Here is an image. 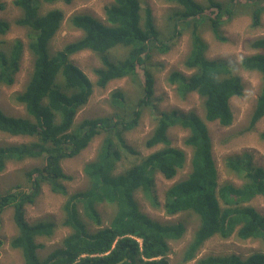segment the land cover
Wrapping results in <instances>:
<instances>
[{"label":"trees","instance_id":"16d2710c","mask_svg":"<svg viewBox=\"0 0 264 264\" xmlns=\"http://www.w3.org/2000/svg\"><path fill=\"white\" fill-rule=\"evenodd\" d=\"M72 1H13L22 11L16 25L29 31L28 50L34 57V68L29 83L16 96L29 118L11 117L0 109V131L30 137L33 141L0 146V171L9 162L30 158L42 159L44 163L42 168L28 173L32 183L28 191L0 194V229L2 215L14 206L18 234L11 245L22 252L23 264H170L168 241L181 239L185 226L152 220L141 211L135 197L138 191L154 206L163 207L167 216L182 211L198 216L199 225L184 252L189 261L197 259L198 251L213 236L235 235L241 240L264 242V216L250 205L255 197H264V170L236 160L230 166L240 175L243 185L220 186L217 180L208 123L217 122L225 127L232 124L230 101L243 94V85L231 64L206 57L207 45L201 34V26L209 24L215 36L224 40L222 26L241 8L251 10L253 26H259L264 0H229L228 3L207 0V5L196 0H168L178 7L169 17L170 38H165L156 25L152 9L142 7V0H113L105 8V23L87 14L72 16L69 22L83 31V36L52 55L49 43L65 22V14L60 9L45 12L43 5ZM4 9L5 3L0 2V11ZM10 28L11 24L0 20V35ZM187 28L191 29V49L185 66L192 75L172 71L167 81L182 97L197 92L204 99V116L177 110L160 113L145 146L162 148L117 172L125 153L139 155L128 143L127 134L139 125L155 93V74L150 64L155 54L168 53L173 39ZM116 48H124L128 53L122 60L112 61L109 53ZM252 48L257 53L243 57L240 62L242 69L262 75L251 128L264 116V38L255 40ZM84 50L93 51L101 58L102 67L94 70L95 83L70 60ZM24 51L25 46L18 40L8 50H0V87L14 84ZM118 79L136 83L137 98L129 102L127 95L116 89L109 99L114 115L85 119L73 129L79 110L88 103L95 86L104 89ZM176 126L189 131L185 145L192 149L190 173L167 188L161 206L155 193V175L160 173L172 180L184 169L187 160L182 149L170 145L168 132ZM102 134L108 137L96 160L84 167L90 186L68 195L64 205L62 224L70 228V234L45 259H39L37 251L44 246L37 241L50 237L56 225L50 221L28 222L26 206L35 202L43 183L50 184L54 192L67 195L63 181L70 177L63 170V161L78 156ZM260 138L264 141V132ZM101 204L110 208L106 223L98 211ZM196 264H264V253L256 252L246 258L210 255L198 259Z\"/></svg>","mask_w":264,"mask_h":264},{"label":"rangeland","instance_id":"374dc122","mask_svg":"<svg viewBox=\"0 0 264 264\" xmlns=\"http://www.w3.org/2000/svg\"><path fill=\"white\" fill-rule=\"evenodd\" d=\"M13 1L0 0V2L5 3V9L0 11V20L11 24L10 30L5 35H0V50H8L18 40L25 46V51L14 84L0 87V109L11 117L29 118L24 106L16 101V96L23 92L29 83L34 68V57L28 50V29L16 25V21L22 17V11L13 4ZM196 1L202 5L208 4L207 0ZM217 1L229 2V0ZM112 3L113 0H73L70 4L64 2L44 4L43 10L45 12L60 9L65 14V22L49 43L50 53L54 55L66 44L83 36V31L75 28L69 22L72 16L87 14L105 23V8ZM141 4L143 8L152 9L156 25L165 38H170L172 35L169 29V17L178 10V7L168 0H142ZM251 12V10L245 11L241 8L235 12L237 14L231 20L224 23L221 28L224 40L215 36L209 24L201 26L202 38L207 45L206 57L231 64L232 70L241 78L243 85V94L234 97L230 102L233 113L232 124L228 127H223L217 122L208 124L212 140V155L220 186L231 184L240 187L243 185L244 182L240 179V175L230 166L236 160L248 162L251 167L264 170V141L260 138L261 133L264 132V116L256 123L255 127H250V120L262 88V75L257 71H246L240 67L243 57L257 53L252 48V43L264 38V14L261 17L260 25L253 26ZM190 49L191 29L187 28L181 35L173 39L172 48L168 53L155 54L153 62L150 64L151 67L153 66L155 74V93L150 106L143 112L139 125L127 134L128 143L139 155L125 153L124 161L117 172L126 169L137 161L139 163L142 157L162 148V146H156L149 149L145 146L146 140L151 136L157 124L160 113L177 110L184 114L194 112L204 116V99L197 92L192 91L186 97H182L177 93L176 87L167 81L172 71H180L186 76L192 75V72L185 66ZM127 53L128 50L124 48H116L109 53V58L112 61H119L125 58ZM70 60L94 83L96 82L97 76L94 70L102 67L101 58L98 54L84 50L71 56ZM116 89L122 90L127 95L128 101L133 102L138 96L139 86L130 79L114 80L104 89L95 86L94 93L89 98L88 103L79 110L73 129L85 119L114 115L115 112L109 99L111 92ZM188 135L189 131L178 126L172 127L168 132L170 145L182 149L186 153L187 163L184 169L172 180L165 179L160 173L155 175L157 178L155 193L161 206L165 202L167 188L186 179L190 173L192 149L185 145ZM107 137L108 135L102 134L95 138L78 156L63 161V170L70 177L68 181H63L66 185L67 195L56 193L51 189L50 184L43 183L35 202L26 206L25 218L28 222L50 221L56 225V229L50 237H43L37 241L44 246L38 251L41 259L45 258L53 250V247L61 246L64 238L70 234V228L62 224L65 218L64 205L67 203L68 195L85 191L90 186L84 167L96 160L103 141ZM31 141L33 139L30 137L11 136L0 131V146L19 145ZM43 165L42 159L32 158L22 162H9L5 170L0 171V194H7L8 192L18 194L28 191L32 186L28 173L32 171L31 169L42 168ZM135 197L141 211L152 220L162 224L182 223L185 225V233L181 239L168 241L170 264H196L198 258L210 255H237L246 258L255 252L264 253V242L260 240H241L235 235L229 238L213 236L198 251L197 259L189 261L184 257V252L195 234L194 230L199 225L198 216L191 212L167 216L163 207L154 206L143 192L138 191ZM250 204L264 216L263 196L255 197ZM109 210L110 208L106 204L98 206L104 223L109 218ZM14 213L15 207L11 206L2 215L0 238L3 244L0 246V264L24 263L22 252L11 245V241L18 234L17 226L14 224Z\"/></svg>","mask_w":264,"mask_h":264},{"label":"clouds","instance_id":"9594fccd","mask_svg":"<svg viewBox=\"0 0 264 264\" xmlns=\"http://www.w3.org/2000/svg\"><path fill=\"white\" fill-rule=\"evenodd\" d=\"M233 98H234V97H233ZM233 98H232V99H233ZM232 99H231V100H232ZM230 102H231V101H230ZM230 108H231V107H230ZM202 117H203V116H202ZM232 122H233V121H232ZM210 123H212V122H210ZM208 124H209V123H208ZM221 126H222V125H221ZM255 126H256V125H255ZM223 127H225V126H223ZM227 127H228V126H227ZM209 134H210V133H209ZM212 156H213V155H212ZM186 163H187V160H186ZM190 164H191V160H190ZM215 166H216V165H215ZM216 169H217V168H216ZM217 173H218V172H217ZM164 178H165V177H164ZM165 179H166V178H165ZM250 205H251V204H250ZM188 212H189V211H182V212H179V213H188ZM179 213H178V214H179ZM176 215H177V214H176ZM173 216H174V215H173ZM184 226H185V225H184ZM185 229H186V227H185ZM203 245H204V244H203ZM39 250H40V249H39ZM39 250H38V251H39ZM38 251H37V254H38ZM51 252H52V251H51ZM51 252H50V253H51ZM255 253H256V252H255ZM48 255H49V254H48ZM48 255H47V256H48ZM47 256H46V257H47ZM38 257H39V255H38ZM46 257H45V258H46ZM45 258H43V259H45ZM39 259H41V258L39 257ZM198 259H201V258H198ZM198 259H197V261H198ZM197 261H196V262H197Z\"/></svg>","mask_w":264,"mask_h":264},{"label":"bare ground","instance_id":"6f19581e","mask_svg":"<svg viewBox=\"0 0 264 264\" xmlns=\"http://www.w3.org/2000/svg\"><path fill=\"white\" fill-rule=\"evenodd\" d=\"M124 56V55H123ZM122 58V57H121ZM135 93V92H134Z\"/></svg>","mask_w":264,"mask_h":264},{"label":"crops","instance_id":"0c3cea01","mask_svg":"<svg viewBox=\"0 0 264 264\" xmlns=\"http://www.w3.org/2000/svg\"><path fill=\"white\" fill-rule=\"evenodd\" d=\"M224 186V185H223Z\"/></svg>","mask_w":264,"mask_h":264}]
</instances>
